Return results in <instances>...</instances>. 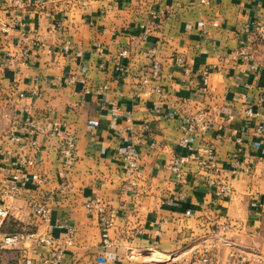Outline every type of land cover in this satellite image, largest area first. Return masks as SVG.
<instances>
[{
  "label": "crops",
  "instance_id": "1",
  "mask_svg": "<svg viewBox=\"0 0 264 264\" xmlns=\"http://www.w3.org/2000/svg\"><path fill=\"white\" fill-rule=\"evenodd\" d=\"M12 16L0 12V185L9 175L6 152L17 153L31 140L24 128L29 119L62 121L75 139L76 162L67 169L56 140L36 136L34 171L46 183L21 192L4 232L18 231L7 229L11 219L30 228L31 206L52 194L49 232L65 249L63 264H103L99 215L85 206L100 198L104 207L119 209L108 263L186 264L196 247L211 242L208 264H262L264 138L255 129L264 125V41L256 36L264 0H49L26 19V45L38 40L45 46L25 60L17 46L23 29L1 30ZM54 21H62L63 30L51 32ZM243 47L250 49V61L236 57ZM153 59L161 74L144 87ZM245 83L253 87L249 92ZM156 86L162 94L152 91ZM201 109L213 111L212 128L204 137L193 135L191 146L215 150L210 176L229 184L225 199L204 183L206 173L197 164L181 180L165 168L174 156L190 152L180 145V115ZM131 144L143 175L129 181L122 156ZM235 161L239 172L233 174ZM223 224L232 230L222 231ZM93 230L100 237L95 242ZM36 248L25 242L6 251L3 262L21 264L50 253Z\"/></svg>",
  "mask_w": 264,
  "mask_h": 264
},
{
  "label": "built area",
  "instance_id": "2",
  "mask_svg": "<svg viewBox=\"0 0 264 264\" xmlns=\"http://www.w3.org/2000/svg\"><path fill=\"white\" fill-rule=\"evenodd\" d=\"M49 0H0V12H8L13 15L9 23L2 25L1 30L3 34H8L12 29L20 27L23 31L17 41V46L20 48V54L23 60L28 59L31 52L35 49H43L44 44L38 40H35L31 45H26L28 36L24 31L27 17L35 9H43ZM201 4H208V0H199ZM84 3H86L84 1ZM153 19H156L154 12L152 13ZM64 24L62 21H54L50 27L51 32H58L63 30ZM256 36L260 41H264V19L256 27ZM65 50L69 47L65 46ZM121 57L126 56V52L120 53ZM237 58L243 59L244 61H250L252 54L249 48H241L237 55ZM14 58L10 57V63L13 62ZM175 63L182 66L185 69V73H189L187 64L184 62L182 57L175 58ZM161 74V66L158 60L153 59L151 64V71L149 74H144L142 85L149 87L153 81L159 79ZM204 86L202 91H207V73H205ZM264 75V71H263ZM70 83H75V79H69ZM85 84L84 80H81ZM244 88L246 91H250L253 87L250 83H245ZM152 91L156 94H162L163 91L159 86L153 87ZM141 95V94H140ZM138 95V96H140ZM24 97L23 94L20 95ZM246 98V93L242 95V99ZM264 99V97H263ZM248 117H253L254 112L252 107L246 109ZM233 119L232 115L228 116V120ZM181 126L180 129L183 133V137L180 140V145L189 150L188 154L174 156L166 165V169L173 173L177 179H183L186 173L190 171L191 166L195 163L200 170L206 175L203 176L204 183L216 187V195L221 199H225L231 193V188L227 182H219L215 178L210 176L214 170H216V152L210 146H205L200 150L193 151L191 146V138L197 134L204 137L212 128L213 123V111L209 109H201L194 113L184 112L180 115ZM24 128L27 130L31 140L28 143H24L20 146L17 153L8 151L6 152L5 159L8 163L6 166L9 175L4 177L0 185V264L3 262V254L6 251H11L17 246L25 243L32 242L37 245L50 249V253L43 255L39 259L25 258L21 264H63L65 249L56 243L55 239L52 238L50 230V215L51 207L49 201L53 199L52 194H46V199L43 202L35 203L31 206L33 215L42 221L46 226V231H33L30 228L22 227L20 231L13 233H7L3 231V227L11 216V210L16 199L19 197L22 191L26 190L30 185L34 184L41 186L46 183V180L41 177L35 168L37 167L35 152L38 151V141L36 136L46 135L48 138L56 140L57 152L63 165L67 169H72L76 162V142L74 137L69 131L65 129L62 121L49 120L47 122L38 123L34 120H27L24 123ZM143 130L148 131V126L145 125ZM255 135L264 138V125H259L255 129ZM238 144L241 143V139H235ZM264 140V139H263ZM262 140V141H263ZM123 164L124 171L129 181L134 179H140L142 177V168L140 165L139 154L134 144L128 145L123 152ZM232 169L230 171L233 174L238 173L239 164L238 162L232 163ZM250 169L244 171L246 175L250 174ZM68 187L70 185L68 184ZM89 213L95 211L99 215V221L101 225V245L105 249L102 254L104 262L103 264H120L119 261L114 260L108 263L111 258L108 249L113 246V242L110 238V230L115 225V221L119 217V209L106 208L102 205L100 198L88 201L85 204ZM123 208V206H121ZM261 211L264 213V201L261 203ZM187 215H191V212H187ZM222 231L230 232V224L220 225ZM219 234V232L217 233ZM156 237H160L161 233L156 232ZM218 236V235H217ZM213 243H203L195 248L190 254L191 259L185 260L186 264L203 263L208 264L210 261V255L212 252ZM234 256V255H233ZM237 263L243 262V257L238 256ZM264 264V258L261 261Z\"/></svg>",
  "mask_w": 264,
  "mask_h": 264
},
{
  "label": "rangeland",
  "instance_id": "3",
  "mask_svg": "<svg viewBox=\"0 0 264 264\" xmlns=\"http://www.w3.org/2000/svg\"><path fill=\"white\" fill-rule=\"evenodd\" d=\"M33 214V213H32ZM20 225H22V224H20V222H15V221H12V219L9 221V225L7 226L8 228L7 229H11V230H18V231H20L21 230V227H19ZM24 225V224H23ZM26 225V224H25ZM28 225V227H30V228H32V229H44V227H45V225L42 223V221L41 220H39L38 218H36L34 215H33V222L32 223H30V224H27ZM90 238H91V242H95V241H97V239L99 240L100 239V237L98 236V233H97V231H95V230H93V232L91 233V235H90ZM36 247L37 248H39V247H41V248H39V249H41L42 250V248H46V247H43V246H40V245H37L36 244ZM35 248V247H34ZM36 248V249H37ZM41 252V251H40ZM39 252V253H40ZM47 253V252H46ZM44 255V251L41 253V256H43Z\"/></svg>",
  "mask_w": 264,
  "mask_h": 264
}]
</instances>
